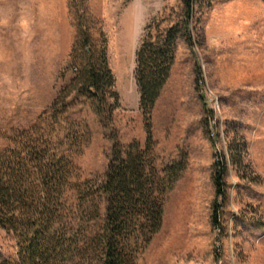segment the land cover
Segmentation results:
<instances>
[{"label": "rangeland", "instance_id": "obj_1", "mask_svg": "<svg viewBox=\"0 0 264 264\" xmlns=\"http://www.w3.org/2000/svg\"><path fill=\"white\" fill-rule=\"evenodd\" d=\"M181 0H0V150L31 127L77 75L71 55L81 10L94 45L105 42L118 107L108 128L87 102L70 120L87 125L91 142L73 158L79 178L100 183L114 134L123 146L146 141L135 81L145 27L180 21ZM192 53L177 40L175 62L151 116L155 163L181 157L186 171L167 194L163 225L137 264H264V0L197 5ZM231 148L241 163H233ZM228 173L213 226V165ZM15 235L0 227V264H16Z\"/></svg>", "mask_w": 264, "mask_h": 264}, {"label": "trees", "instance_id": "obj_2", "mask_svg": "<svg viewBox=\"0 0 264 264\" xmlns=\"http://www.w3.org/2000/svg\"><path fill=\"white\" fill-rule=\"evenodd\" d=\"M181 2L180 21L147 25L136 51L134 75L145 144L134 141L125 147L111 134L107 171L95 184L81 180L73 163L91 142L90 129L70 120L69 111L87 102L108 128L119 96L105 42L99 47L93 44L81 10L77 51L71 55V67L79 65L77 75L31 127L9 135L8 146L0 150V227L16 237V264H137L161 230L167 194L188 163L181 157L164 167L156 165L151 116L170 78L177 40L184 38L195 54V46L201 45L191 29L196 6L207 9L213 0ZM234 150L233 163L238 165L241 160H236ZM227 168L228 159L221 154L213 165L215 227L221 225L217 202L225 194Z\"/></svg>", "mask_w": 264, "mask_h": 264}]
</instances>
